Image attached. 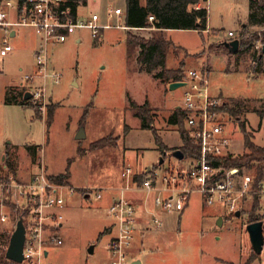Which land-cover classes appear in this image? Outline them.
<instances>
[{
    "label": "rangeland",
    "instance_id": "obj_1",
    "mask_svg": "<svg viewBox=\"0 0 264 264\" xmlns=\"http://www.w3.org/2000/svg\"><path fill=\"white\" fill-rule=\"evenodd\" d=\"M205 5L208 10V28L204 33L172 30L165 37L178 48L171 55L176 61L174 65L187 56L185 71H199L205 70V66L210 67L208 81L212 94H220L227 99L253 97L244 100L245 107L240 118H234L228 124L234 134V148L242 152L241 125L251 135L252 142L258 145L264 142V117L259 112L264 102L262 67L249 66L251 51L242 56L237 51L228 53L213 46L210 49L209 45L222 42L228 29L239 32L241 23L247 17L249 3L247 0H207ZM116 6L122 7L123 0H87V3L77 7V15L83 18L94 11L99 14L102 23L114 25L122 21L115 17L107 19L106 10ZM3 9L9 11L10 8L5 6ZM8 20H13L11 15ZM15 28L22 32L11 37L9 30L0 26V49L4 39L12 46V50L5 56L0 55V169L6 166V169H1L3 173H0L10 174L15 165L17 170L28 164L25 154L17 151L27 147L34 148L40 159V147L43 146L48 170L46 173L64 172L70 160V182L75 186H71L74 194L66 196L62 226L56 229L47 227L45 231V235L54 234L62 242L53 244L47 240L45 250L48 255L43 256L40 264H110L111 258L106 245L115 231L105 230L113 221L107 213V206L110 198L117 195V199L121 196V190H102V198L96 199L94 191L89 192L88 198L84 196L91 187H81L105 185L117 179L122 165L128 163L134 166L137 162L144 166L160 157L159 151L155 149L152 131L140 127V120L132 110L124 111L126 93L136 101L147 98L152 101V106L148 104L154 113L153 126L160 140L167 145H178V124L170 123L168 119L182 103L183 88L170 90L168 84L161 85L149 75L137 73L133 57L126 59L125 67V31L133 36L147 38L151 30L107 27L98 42L90 36L88 30L79 29L75 35H79L81 42L75 43L69 39L64 44L48 45V67L57 70L61 78L58 83L46 78L47 91L44 88L41 100L30 101L32 107L5 102V90L18 95L20 91L31 93L39 86L35 83H21L25 81L23 75L33 69L34 55L40 46L39 34L29 27ZM180 46L187 50V55L185 51L179 50ZM236 61L239 63L235 64ZM170 62L168 64L171 65ZM134 72L136 73L133 74ZM86 107L88 113L84 125H81L79 120ZM47 108H53L48 125L45 123ZM80 126H84L88 135L84 133L83 138L76 139ZM126 126L129 130L125 134ZM117 135H120L121 141L115 143L113 138ZM92 136L104 138L96 143L90 139ZM137 151H141L138 157ZM27 153L31 152L27 150ZM4 156L8 157L3 160ZM167 158L172 159L170 161L174 164L178 162L171 155ZM10 164L13 168H9ZM122 182L119 187L125 188L127 181L122 179ZM246 204H239L238 209L246 208ZM262 208L260 214L264 236V207ZM6 213L9 221L0 224V234L7 235L14 230L20 210L10 204ZM223 215L227 219L220 223L218 216L213 213V207L201 204L198 194L193 193L183 212L163 214L164 225L152 228L144 239L136 235L133 249L144 264H221L217 259L234 264L243 263L248 256L253 257L254 254L245 230L248 214L243 210L239 216L233 213ZM5 238L6 236L0 239V264H9L2 259L8 246ZM91 245L94 249L89 253ZM134 257L130 252L127 264ZM249 264H264V249Z\"/></svg>",
    "mask_w": 264,
    "mask_h": 264
},
{
    "label": "built area",
    "instance_id": "obj_2",
    "mask_svg": "<svg viewBox=\"0 0 264 264\" xmlns=\"http://www.w3.org/2000/svg\"><path fill=\"white\" fill-rule=\"evenodd\" d=\"M3 0L0 4V26H25L34 28L40 37V46L34 55L35 75L54 83H58L59 72L50 71L47 63V45L62 43L68 40L79 29L88 30L93 39L101 36L107 27L126 29L122 23L111 25L102 23L97 13L74 19L69 16L68 0ZM207 0L198 3L196 8L205 7ZM15 10V18L8 20L4 7ZM120 8H108L106 17L121 18ZM148 19L151 21L152 16ZM258 37L251 43V67L261 65L264 78V25L255 29ZM205 31V30H204ZM227 37L235 39L233 31H227ZM239 41V36H236ZM239 48V46H238ZM12 47L3 40L0 55L4 56ZM238 50V49H237ZM32 77L25 75L24 80ZM182 103L183 126L191 142L197 147L196 157H182L177 163H166L160 167L150 168L139 187L153 193V204L165 213L180 212L184 209L189 196L199 193L205 205H221L229 214H234L239 204L245 198L264 196V166L260 176L242 167L223 166V159L232 158L231 139L228 128L233 117L228 115V109L221 97L212 96L208 92V81L205 71L190 69L183 80ZM44 86L39 85L30 93V101L41 100L44 96ZM236 120L238 118H235ZM36 170L26 179L17 178L12 173L0 175V224L9 221L6 213L8 205L20 210L17 217L23 218L25 228L22 247L23 262L40 264L46 254L45 244H61V239L54 234L45 235L46 228L56 229L61 226L63 215L59 211L66 204V196H72L74 189L65 183L50 179L41 159L37 160ZM121 176L132 185V166H123ZM134 185V184H133ZM95 192V198L101 197ZM85 195V194H84ZM107 212L114 220L115 235L107 242L110 264H127V258L133 243L135 226L134 204L123 196L115 199ZM17 219V220H18ZM153 223L160 226L158 219ZM17 222V221H16ZM16 224V223H15Z\"/></svg>",
    "mask_w": 264,
    "mask_h": 264
},
{
    "label": "trees",
    "instance_id": "obj_3",
    "mask_svg": "<svg viewBox=\"0 0 264 264\" xmlns=\"http://www.w3.org/2000/svg\"><path fill=\"white\" fill-rule=\"evenodd\" d=\"M3 0H0V4ZM19 2L21 0H18ZM125 7L123 10L124 26L127 30H140L149 29L151 33L149 37H137L133 36L130 32H126V58L133 57L137 66L138 72H143L151 75V77L158 81L160 84H169L171 82H181L186 74L185 63L179 60L173 67H167V57L169 54H175L178 48L174 44L163 37V30H196L198 33L203 32L207 28V9L205 7L196 8L198 3L205 2V0H124ZM86 0H68L66 6L69 8V16L74 19L76 17L77 7L81 4H85ZM249 13L248 24L251 26L264 25V0H248ZM149 16L153 19L150 21ZM201 35V34H200ZM239 36V48L237 53L245 55L250 51L251 43L258 37V33L255 29L250 30L249 26L241 28ZM264 37V32H262ZM203 40V37H202ZM224 41L215 45H209L211 49L221 48L224 51L231 53L223 44ZM250 55L252 53L250 52ZM24 94L19 92L12 93L6 90L5 102L18 103L20 105H29V99H23ZM128 107L133 111L134 115L139 118L141 128L150 129L152 131L154 141L161 151V157L165 158L170 152L176 148L169 149L162 145L161 140L154 129L153 118L154 113L151 111L148 102L145 101L139 105L135 103L127 94ZM230 105V106H228ZM90 105L88 104L87 107ZM83 111L80 122L84 123L88 113V109ZM226 109H228V115L233 118H240L241 113L245 107L244 100L231 99L225 103ZM259 110L261 117H264V102L261 104ZM174 114L169 117L170 123L178 124V131L182 139V145L177 147L183 153V157H196L198 150L197 147L191 142L183 126V111L181 108H177ZM53 114V108H47L45 117V123H50ZM40 117V116H39ZM243 144L244 149L247 150L244 154L237 157L223 159V166L230 167H242L248 170H252L257 177L260 176L261 168L264 166V142L262 145L255 144L251 141V135L248 134L243 125ZM110 138V137H108ZM114 141L116 138H113ZM100 141H96V143ZM34 154L36 150L33 148H26ZM165 153V154H164ZM159 158V159H160ZM164 160V159H163ZM164 162V161H163ZM161 164L155 163L152 167H159ZM9 168H12L11 164ZM146 173L145 171L135 173L133 178L141 184ZM68 171L57 175L55 178H51L55 182H64L67 178ZM258 196H254L253 205L248 211L247 223L262 220V217L257 213ZM5 242L9 241V234H0V239H4ZM253 257L256 256L253 251ZM2 259L5 263L12 264L14 262L7 260L4 255Z\"/></svg>",
    "mask_w": 264,
    "mask_h": 264
},
{
    "label": "crops",
    "instance_id": "obj_4",
    "mask_svg": "<svg viewBox=\"0 0 264 264\" xmlns=\"http://www.w3.org/2000/svg\"><path fill=\"white\" fill-rule=\"evenodd\" d=\"M248 1V0H247ZM11 2L13 3V2H15L14 0H11ZM86 3H87V0H86ZM4 7V6H3ZM124 7H125V2H124V0H123V6L122 7H119V6H116L115 8H120L121 10H122V15H121V18L118 20V21H122V23H123V25H124V21H123V10H124ZM7 11V13H8V17H9V15H11L12 16V19H14L15 18V10L14 9H12V8H10L9 9V11L8 10H6ZM208 11V10H207ZM90 13H96V12H90ZM248 13H249V9L247 10V17H246V19H245V21L244 22H242L241 23V28L242 27H244V26H249V29L251 28V29H256L257 27H259V26H251V25H249L248 24ZM98 14V13H97ZM87 15H89V13H87ZM86 15V16H87ZM99 15V14H98ZM76 16H78L77 15V10H76ZM85 16V17H86ZM107 23V22H106ZM207 26V25H206ZM2 27V26H1ZM15 27H25V26H15ZM15 27H10V29H9V27H4L5 29L7 28L8 30H9V35L11 36V37H14V36H16V35H18V33L19 32H22L21 31V29H18V28H15ZM29 28H32V27H29ZM113 28H115V27H113ZM208 28V27H207ZM241 28H240V30H239V32H237V31H235L234 29H228V31L229 30H231V31H233L234 32V34H235V37L234 38H236V36H238L239 34H240V31H241ZM32 29H34V28H32ZM115 29H121L122 30V28H115ZM123 30H127V29H123ZM140 30H142V31H150L149 29H140ZM34 31H36L35 29H34ZM169 31H172V30H163L162 32H163V37L165 38V39H168L167 37H165V35H166V33L167 32H169ZM193 31H195V32H197L196 30H193ZM102 32H104V29L102 30ZM37 33V32H36ZM198 33V32H197ZM204 33V32H203ZM38 34V33H37ZM103 34V33H102ZM199 34V33H198ZM125 36H126V31H125V33H124V39H125ZM101 37V36H100ZM224 39H222L223 41H227V40H230L228 37H227V32H226V34L224 35V37H223ZM69 39H72L75 43H78V42H81V39H80V37H79V35H75V33L69 38ZM68 39V40H69ZM233 39V38H232ZM96 41H98L99 42V40H100V38H98V39H95ZM168 40H170V39H168ZM67 41V40H66ZM65 41V42H66ZM171 41V40H170ZM50 44H64V42H62V43H50ZM49 45V44H48ZM48 45H47V47H48ZM2 47V46H1ZM12 47V46H11ZM46 47V48H47ZM38 49V48H37ZM36 49V50H37ZM12 50V49H11ZM179 50H183V51H185V55H187V50L184 48V47H182V46H180V49ZM172 54H169L168 55V57H167V62H166V66L167 67H173L174 66V64L176 63V61H175V59H174V57L173 56H171ZM5 56V55H4ZM175 56V55H174ZM47 58H48V55H47ZM126 41H125V58H124V65H125V67H127L126 66ZM180 60H182L184 63H185V66H186V64L188 65V63L186 62L188 59H187V56L186 57H183L182 59H180ZM171 61V62H170ZM171 63V65L170 64H168V63ZM47 63H48V60H47ZM238 64L239 62L238 61H236L235 62V64ZM250 67H251V63H250V65H249ZM49 68V70L50 71H55V72H58L57 70H55L54 68H50V67H48ZM205 68L207 69H205V70H201V71H205L206 72V75H207V81H208V77H209V74H210V67H206L205 66ZM19 71H22V68H19ZM137 73H142V72H138V71H136ZM136 72H134L133 74H135ZM146 74V73H145ZM25 75H30L31 77H32V79L30 80V81H22L21 83H23V82H25V83H35V84H39V85H43L44 86V88H45V90H46V86H45V84H46V79H42L41 77H37V76H34L35 75V64H34V66H33V69L30 71V73H25L24 75H23V77L25 76ZM147 75H149V74H147ZM150 77H151V75H149ZM152 78V77H151ZM153 79V78H152ZM23 80H24V78H23ZM154 80V79H153ZM156 81V80H155ZM73 82H75V84H76V81H73ZM158 82V81H157ZM20 83V82H19ZM54 83V82H53ZM77 85V84H76ZM162 85V84H161ZM167 87H168V85H167ZM169 89V88H168ZM6 91V90H5ZM47 91V90H46ZM157 91H158V89H157ZM21 93H23L24 95H25V93L24 92H22V91H20ZM182 92H183V90H182ZM208 92H209V94L210 95H212V96H218V97H221L222 99H223V101L226 103V101L227 100H231V99H238V100H247V99H250V98H253V97H241V98H239V97H237V98H229V99H227V98H223L222 96H220V94H212L211 93V90H210V88H209V81H208ZM48 93V92H47ZM127 94L128 93H126V106H125V108H124V111H126V112H128V110L129 109H127V107H128V100H127ZM48 95V97H50L49 96V93L47 94ZM129 95V94H128ZM181 96H182V93H181ZM129 97L135 102V103H137V104H139V105H141V104H143L145 101H149L148 100V98L147 99H144V100H142V101H136V99L134 98V97H132V96H130L129 95ZM264 98V97H263ZM23 99H24V97H23ZM257 99V98H256ZM151 102L152 101H149L148 103H150L151 104ZM154 103V102H153ZM149 105V104H148ZM181 105V104H180ZM180 105L178 106V108L180 107ZM151 106H152V104H151ZM32 107V106H31ZM41 119H42V117H40ZM86 119V118H85ZM79 122H80V120H79ZM84 123H85V121H84ZM81 125H84V124H81ZM140 125V124H139ZM128 126V125H127ZM124 127V132H125V134L127 133V131L129 130V127ZM79 127V126H78ZM84 127V126H83ZM140 127H141V125H140ZM84 133L86 134V136L88 135V133L86 132V129L84 128ZM90 134V133H89ZM230 134H231V136H232V139H231V150H232V156H241L242 154H243V152H244V144H243V151L242 152H238V151H236L235 150V148H234V146H235V140H234V138H233V136H234V134L232 133V131L230 132ZM180 135V134H179ZM104 137L103 136H100V137H91L90 139H93V141L95 142V141H98V140H100V139H103ZM116 140H115V143H117L118 141H121V138H120V135H117L116 137ZM155 142V141H154ZM161 143H162V145L163 146H165V147H167V148H169V149H173V148H177V147H180L181 145H182V139H181V137H180V143L178 144V145H167V144H164L162 141H161ZM156 144V143H155ZM155 149H157L158 151H159V155H160V157L162 156L161 155V151H160V149L158 148V146L156 145V147H155ZM17 151L18 152H20L21 154H25V158L26 159H28L29 160V162H28V164H26L24 167H19L17 170H16V168H17V165H15L14 166V168L12 169L13 171L12 172H10V173H12L14 176H16L17 178H22V179H26V178H28L36 169V163H37V160L39 159L38 158V156H37V154H36V152L32 155V154H28L27 153V150L26 149H24V148H22V149H17ZM17 154V153H16ZM16 154H14L13 155V157H15V155ZM40 154L42 155L41 157H40V159H41V161H42V163H43V165H44V170H45V172H46V170H47V166H46V164H45V157H44V148H43V146H41L40 147ZM139 154H141V151L140 152H138L137 151V153H136V157H138L139 156ZM28 157H27V156ZM168 156H170V154H168L165 158H163L164 160V162L162 163V165H165L166 164V161H170V160H172V159H168L167 157ZM6 157H8V156H4L2 159L4 160ZM159 157V158H160ZM159 160V159H158ZM158 160H155V161H153V162H151L150 164H146V165H144V166H142L143 164H140V163H135L134 164V166L133 165H131L132 167H133V169H132V185L131 186H128V188H123V187H119L123 182H122V179H124L122 176H121V172H122V168H123V165H122V167H121V169H120V171H119V173L117 174V179H115V180H113V181H109V183H106L105 185L103 184V185H101V186H96V187H94V186H85V187H81V188H86V187H91V188H88V189H90V190H92V189H94V190H96V191H98V192H100V194H101V197L99 198V199H101L102 198V190H109V191H112V190H115V189H118V190H121V196H123V197H125L126 199H128L129 201H131L133 204H134V207H135V221H136V223H135V226H134V232H133V244H132V248H131V250H130V252H131V254H132V256H135L133 259H131V261H130V264H144L145 262L142 260V258H138L137 257V253H136V250L135 249H133V247H134V240H136V238H137V236L136 235H139L142 239H144L145 238V236L146 235H148L150 232H151V230H152V228H161L163 225H164V222H165V220L162 218L163 217V214H172V213H177V214H180L181 212H183V210L189 205V198H190V196H189V198H188V201H187V203H186V205H185V207H184V209L182 210V211H180V212H172V213H165V212H163L161 209H159L158 207H155L154 206V204H153V193H149V192H146L145 190H143V189H141V188H139V187H136V186H138L139 185V182H137L134 178H133V176H134V174L135 173H139V172H142V171H145V173L150 169V168H155V167H152L155 163H157L158 162ZM178 160V159H177ZM70 160H68V165L66 166V168H65V170H64V172H62V173H65V171L67 170L68 171V176H67V178H65L63 181L64 182H61V183H65V184H68V185H70V186H72V187H75L74 185H72L71 184V182H70V172H69V165H70ZM170 163H171V161H170ZM161 166V165H160ZM159 166V167H160ZM6 169V166H3V168H1V169ZM1 169H0V172H2L3 173V171H1ZM48 171V170H47ZM2 173H0V174H2ZM62 173H57V174H52L51 172H47L46 174H47V176L51 179V178H55L57 175H59V174H62ZM134 184V185H133ZM136 185V186H135ZM81 188H79V189H81ZM196 193V192H195ZM85 195V198H88L89 196L86 194V193H84ZM193 194V193H192ZM196 194H198V196H199V200H200V202H201V204H203L204 206H207V205H205L204 203H203V201H202V198H201V196H200V194L199 193H196ZM109 195V194H108ZM113 195H111V197H112ZM116 197H117V195L116 196H114V197H112V198H110L111 200H109L108 201V204L110 205L115 199H116ZM264 196H258V202H257V213L262 217V215L260 214V209H263L262 207H264V201H262V198H263ZM254 197H251V199H248V198H245L244 199V201H243V203H247L246 205H245V207L246 208H239V210H237L238 212H239V215H240V213L244 210H246V212H247V214H248V211H249V209L251 208V206L253 205V199ZM248 200H250V202H247ZM243 203H242V205H243ZM67 205V204H66ZM109 205L107 206V209H108V207H109ZM213 207V213L215 214V216H218V219L220 218L221 219V222L220 223H222V221H224V220H226L227 219V217L225 216V215H223V214H225V213H227L228 214V212L221 206V205H219V204H214V205H209L208 207ZM65 207V206H64ZM64 207L59 211L60 213H63V209H64ZM236 211V212H237ZM108 213V212H107ZM235 214V213H234ZM63 215V214H62ZM230 215V214H229ZM153 218H156V219H158L159 220V222H160V226L158 227V226H156L154 223H153V221H152V219ZM262 221V232H263V220H261ZM62 224H63V222L61 223V226H62ZM111 225H112V227H111ZM110 226H107V227H105V230L106 231H112V230H114L115 231V226H114V220L112 221V224H111ZM138 231V232H137ZM136 232H137V234H136ZM115 235V232H114V234L113 235H111L110 236V238L111 237H113ZM109 238V239H110ZM263 238H264V236H263ZM137 242H138V240H137ZM94 249V248H93ZM263 249H264V243H263V245H262V250H261V252H260V254L262 253V251H263ZM139 250V249H138ZM260 254H256L257 256H259ZM48 255V251H46V254H45V256L44 257H46ZM252 259H253V257H250V256H248L244 261H243V263H240V264H249L251 261H252ZM218 260V262H220L221 264L223 263V264H234L233 262H229V261H227V260H222V259H217ZM12 264H15V263H12Z\"/></svg>",
    "mask_w": 264,
    "mask_h": 264
},
{
    "label": "water",
    "instance_id": "obj_5",
    "mask_svg": "<svg viewBox=\"0 0 264 264\" xmlns=\"http://www.w3.org/2000/svg\"><path fill=\"white\" fill-rule=\"evenodd\" d=\"M224 46L228 49L229 52L234 53L237 51L239 46V41L237 38L227 40L223 42ZM184 86V82H171L168 84V88L170 90H174L176 88ZM31 97V94L29 92H26L24 95V99H29ZM84 135V128L83 126H80L78 133L75 135L76 139L83 138ZM165 154V153H164ZM170 155L174 157L175 159H182L183 153L180 151V149L176 148L170 152ZM159 164L163 163V159L160 158L158 160ZM235 216H239V212H235ZM219 222H221V219H218ZM245 230L247 232L251 247L255 254H260L262 250V245L264 243L263 238V232H262V221H254L247 223L245 225ZM24 234H25V228L23 224V218L19 217L17 220L14 230L10 234L8 246L6 248V251L4 253V257L7 260H10L14 263H22L23 262V254H22V247L24 242ZM93 246L91 245L88 248V252L92 253Z\"/></svg>",
    "mask_w": 264,
    "mask_h": 264
}]
</instances>
